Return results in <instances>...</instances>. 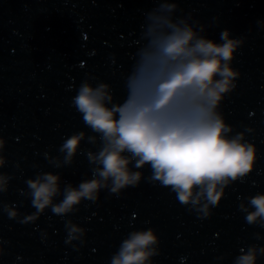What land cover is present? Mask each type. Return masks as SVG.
Masks as SVG:
<instances>
[{
	"label": "clouds",
	"instance_id": "obj_1",
	"mask_svg": "<svg viewBox=\"0 0 264 264\" xmlns=\"http://www.w3.org/2000/svg\"><path fill=\"white\" fill-rule=\"evenodd\" d=\"M177 6L160 5L161 14L149 13L151 23L144 34L147 42L139 50L135 69L128 77L127 99L122 104L106 106L105 100L112 101L113 97L106 91L109 85L104 83L95 89L84 83L74 97V106L85 125L100 134L102 148L98 155L88 152V157L90 162L102 166L94 172L102 179L81 182L78 189L69 186L63 200L55 205L52 197L58 192V175L48 173L43 182L28 180L36 213L27 220L37 219L50 205L54 214L62 216L72 212L82 198L97 201L98 190L107 186L109 178L114 185L112 193L118 194L125 186H137L142 173L129 171L132 159L137 168L149 164L153 170L151 178L161 181L162 186H171L181 204L199 203L206 193L208 202L216 206L223 195V188L217 191L218 185H227L229 178L235 181L252 171L253 145L241 143L242 134L228 139L224 133L231 128L216 111L222 94L233 87L232 78L239 75L226 62L232 60L234 50L242 42L229 39L225 30L224 43L217 44L211 38L198 36L184 21L174 22L162 14ZM217 76L222 78L216 79ZM84 136L81 131L63 143L60 151L66 152V162L77 152ZM95 139L89 137L91 141ZM126 152L131 157L124 155ZM3 163L0 159V165ZM197 186L201 191L193 199ZM251 204L256 211L247 215L249 225L257 217H264V195L253 197ZM207 207L205 204L204 209ZM8 215L11 218L17 213L8 210ZM83 231L73 225L67 242L77 239L74 234ZM155 242L152 230L133 232L123 241L111 264H146L153 255L150 245ZM255 260L256 250L252 248L239 257L237 264H255Z\"/></svg>",
	"mask_w": 264,
	"mask_h": 264
}]
</instances>
